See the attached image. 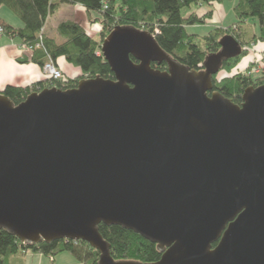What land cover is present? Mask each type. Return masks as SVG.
Returning a JSON list of instances; mask_svg holds the SVG:
<instances>
[{
	"label": "water",
	"instance_id": "95a60500",
	"mask_svg": "<svg viewBox=\"0 0 264 264\" xmlns=\"http://www.w3.org/2000/svg\"><path fill=\"white\" fill-rule=\"evenodd\" d=\"M220 46L191 71L151 32L118 26L102 46L114 79L18 106L0 93V230L84 241L99 264H144L113 259L101 223L158 245L146 264H264V84L241 105L214 90L243 53L232 35Z\"/></svg>",
	"mask_w": 264,
	"mask_h": 264
},
{
	"label": "trees",
	"instance_id": "16d2710c",
	"mask_svg": "<svg viewBox=\"0 0 264 264\" xmlns=\"http://www.w3.org/2000/svg\"><path fill=\"white\" fill-rule=\"evenodd\" d=\"M223 0H0V8L7 9L17 17L23 27L14 28L2 25L4 35L19 39L21 45L31 48L32 61L45 66L58 58L81 69L82 76L62 80H45L28 87L8 85L0 92L10 99L15 106L27 100L32 93H40L44 89L70 90L78 87L84 79H114L109 63L103 57L101 41L96 40L92 30L94 25H101L108 35L115 27H133L153 34L160 48L166 54L188 67L191 71H203L207 57L221 51L220 43L226 35H232L245 48L247 43L264 44V0H238L234 6L237 21L229 27H212L206 32L197 33L192 27H202L207 19L212 18V9ZM232 1V0H231ZM61 5L82 6L90 27H84L71 19L61 22L56 29V36L46 34L49 19ZM193 5H204L209 12L199 14L190 12L187 16L183 11ZM253 24L259 25L254 34ZM244 24L251 26L247 30ZM254 25V26H255ZM193 30V31H191ZM106 35L104 37H106ZM103 36V35H102ZM42 38V41L40 40ZM41 42L42 48L36 49ZM246 55L224 61L222 71L214 76V90L220 91L237 105L243 103L242 97L249 87L257 88L264 84V76L257 79L234 72L235 66ZM132 60L138 64L133 58ZM155 70H167L166 63L153 64ZM65 76V75H64ZM99 232L111 247V257L116 261H138L141 263H157L162 258L158 245L152 244L141 235L118 225L109 227L103 223ZM32 251L45 256H57L60 253H72L83 264H99L100 252L84 242L59 241L37 245L22 244L21 240L0 230V264H8V259L18 252Z\"/></svg>",
	"mask_w": 264,
	"mask_h": 264
},
{
	"label": "crops",
	"instance_id": "0c3cea01",
	"mask_svg": "<svg viewBox=\"0 0 264 264\" xmlns=\"http://www.w3.org/2000/svg\"><path fill=\"white\" fill-rule=\"evenodd\" d=\"M224 2V1H222ZM207 9H206V8ZM68 9V8H67ZM69 9L76 10L80 12L81 15L79 17H86V10L82 6H71ZM209 8L207 6L200 5V10L197 13L204 14L209 12ZM213 13V21L214 24H217L218 27H229L231 25H223L224 21H226L228 17L227 8L225 5L218 4L215 5L212 9ZM190 13L189 11L187 12ZM186 14V15H188ZM72 16L71 19L79 21L76 19L77 14L74 11L70 12ZM54 15L51 16V19ZM78 17V16H77ZM80 22V21H79ZM0 23L6 25H11L14 28L23 27V23L15 17L12 13H10L7 9L0 8ZM56 24V23H54ZM220 24V25H219ZM49 25V24H48ZM47 25V27H48ZM60 24H57L55 28H49V31H46L47 35L56 36V29ZM83 25V24H82ZM212 25L207 21L205 26ZM84 26V25H83ZM204 27V26H202ZM193 29L198 30L199 27H192ZM46 30H48L46 28ZM258 32L257 24L255 25L254 34ZM19 39H15L10 36L1 37L0 36V92L4 91L8 85H13L16 87H28L32 84L41 83V81L48 80L47 76H45L43 72V65L37 64L32 61L33 55L31 52L27 50H23L20 48L18 44ZM258 46L261 50H264V44L258 43ZM253 57L248 55L244 60L240 62V64L236 67L234 72H241L246 70L251 64ZM58 69L63 71V75L65 78H76L82 75V71L80 68L69 64L64 57L58 58L55 62ZM8 264H83L80 263L78 259L74 257L72 253H60L57 256H45L41 253H34L32 251L18 252L16 255L11 256L8 259Z\"/></svg>",
	"mask_w": 264,
	"mask_h": 264
},
{
	"label": "rangeland",
	"instance_id": "374dc122",
	"mask_svg": "<svg viewBox=\"0 0 264 264\" xmlns=\"http://www.w3.org/2000/svg\"><path fill=\"white\" fill-rule=\"evenodd\" d=\"M224 2H222L223 5L226 6L227 8V12H228V17L226 19V21L223 22V24H219L220 26H223V25H232L234 24V22L237 21V16L234 12V6L236 5V2H238V0H223ZM218 4H216L217 6ZM70 6H67V5H61L59 7V9L56 10V13L54 14V17L51 19H49V25L48 27H46L48 30L45 29V31H49L50 27L51 28H55L57 24H60L61 22H64V21H67V20H71L72 16L70 15V12L74 11V13L77 14L76 16V19L79 20L77 22H79L81 25L83 24L84 27H90L89 25V20H87V18H85L83 20V18L79 17V15H81L80 12H77L76 10H72V9H69ZM68 8V9H67ZM206 8V7H205ZM207 9V8H206ZM200 10V6L198 5H193L191 7V10L189 9L188 11H191V12H197ZM187 9H185L183 11L184 15L187 16L186 14H188L187 12ZM190 14V13H189ZM209 23H211L212 25H207V26H204V27H199L197 31V33H202V32H206L208 31L210 28L212 27H218L217 24H214L215 22L213 21V16L212 18H209L207 19ZM76 21V20H75ZM56 23V24H54ZM253 27V29H255V24L253 23H250ZM224 27V26H223ZM251 26L249 25H246L244 24V28H246L247 30L250 28H252ZM258 27V31H259V25H257ZM92 30L94 31L95 33V38L96 40L98 41H101L103 38L105 39L108 35H106L107 31L106 30H103V28L101 27V25H94V27L92 28ZM148 31V30H147ZM193 31V30H191ZM47 34V33H46ZM103 35V36H102ZM106 35V37H104ZM1 37H5L4 33L0 34ZM20 45V48L23 49V50H27L28 52H32L31 50H29L26 46L24 45H21V42L18 43ZM241 46V45H240ZM243 47V46H242ZM244 51H246V55L243 56L241 58V61L244 60L246 58V56L250 55L253 57V62L252 64L244 71H241V73L243 74V76H250L254 79H257L258 77H260L261 75L264 76V50H261L258 46V44H254L253 42L251 43H247L245 45V48H243ZM240 61V62H241ZM240 62L238 63V65L240 64ZM236 65L235 66V69L236 67L238 66ZM257 67V68H256ZM258 68H260V70H257ZM257 70V71H256ZM43 72H44V69H43ZM63 73V71H61ZM45 74V72H44ZM64 74V73H63ZM46 76V75H45ZM82 76V75H81ZM48 78V77H47ZM52 79V78H51ZM50 78H48V80H51Z\"/></svg>",
	"mask_w": 264,
	"mask_h": 264
},
{
	"label": "built area",
	"instance_id": "2783aa9c",
	"mask_svg": "<svg viewBox=\"0 0 264 264\" xmlns=\"http://www.w3.org/2000/svg\"><path fill=\"white\" fill-rule=\"evenodd\" d=\"M2 33H4V29H3L2 25H0V34H2ZM40 40L42 41V38ZM42 46H43V44H41V42H40L36 46V49L42 48ZM28 49L31 50V48H28ZM44 65L45 66L43 67V69H44L45 75L48 78H50V79L52 78L54 80H62V78L64 77V75L61 72V70L58 69L57 65H55V63L52 60L49 63H46ZM257 70H260V68H258Z\"/></svg>",
	"mask_w": 264,
	"mask_h": 264
}]
</instances>
